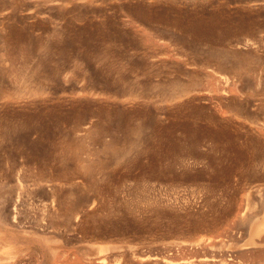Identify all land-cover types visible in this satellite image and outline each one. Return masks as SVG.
<instances>
[{
  "label": "rangeland",
  "instance_id": "1",
  "mask_svg": "<svg viewBox=\"0 0 264 264\" xmlns=\"http://www.w3.org/2000/svg\"><path fill=\"white\" fill-rule=\"evenodd\" d=\"M161 1L0 0V212L20 206L0 262L162 264L133 255L264 203V0ZM82 138L100 170L78 169Z\"/></svg>",
  "mask_w": 264,
  "mask_h": 264
},
{
  "label": "bare ground",
  "instance_id": "2",
  "mask_svg": "<svg viewBox=\"0 0 264 264\" xmlns=\"http://www.w3.org/2000/svg\"><path fill=\"white\" fill-rule=\"evenodd\" d=\"M74 1H76V0H49V2L52 4V5H54V6H58L57 8H60V7H64V6H66V5H69V4H71V3H75ZM78 2H88L89 4L91 3V2H94L95 3V1L96 0H77ZM155 1V0H154ZM159 2L161 1V0H158ZM167 1V0H166ZM165 1V2H166ZM177 2V3H186V1L187 0H171V2ZM188 1H191V0H188ZM162 2V1H161ZM167 2H169V1H167ZM194 2V1H193ZM77 3V2H76ZM87 3V4H88ZM176 3V5H178ZM257 3V2H256ZM259 3H261L260 2V0H259ZM83 4V3H82ZM173 4V3H172ZM251 4V3H250ZM262 4V3H261ZM92 5V4H91ZM249 5V4H248ZM263 5V4H262ZM87 6V5H86ZM252 6H255V5H253L252 4ZM79 7V6H78ZM86 8V7H85ZM145 33V32H144ZM142 35V34H141ZM146 36V35H145ZM144 36V38L146 39L147 38V40H148V42H150L149 40H151L152 38H151V35H148V36H146L145 37ZM142 38V37H141ZM144 39V40H145ZM153 40V39H152ZM142 41V40H141ZM146 41V40H145ZM146 43V42H145ZM150 44V43H149ZM148 44V45H149ZM237 53V52H236ZM244 53V52H243ZM249 54V53H248ZM213 55V54H212ZM209 56V55H208ZM218 56V55H217ZM238 56V55H237ZM240 56H241V54H240ZM212 57V56H211ZM215 57V56H214ZM239 57V56H238ZM248 57V56H247ZM250 57L251 56H249V58H246V56H244V60H246V59H248V61H249V59H250ZM251 58H253V57H251ZM209 59V58H208ZM241 59V58H240ZM242 59H243V56H242ZM216 60H218V62L220 63H217L216 65L218 66V68H225L226 67V64H222L223 63V61L221 62V60L219 59V56L216 58ZM223 60V59H222ZM247 61V60H246ZM246 61H244V62H246ZM217 62V61H216ZM215 62V63H216ZM243 62V60H240L238 63H236V64H232L231 66H229L230 67V70L232 71V72H242V70H245V72L247 71V67L245 66V63ZM228 68V67H227ZM237 74V73H236ZM192 75V74H191ZM196 75V74H195ZM201 75V74H200ZM240 75V74H239ZM206 77V76H205ZM188 78V77H187ZM194 77H192V79H193ZM202 80H203V78H202V76L200 77ZM191 79V78H190ZM211 77H210V79H209V81H208V83L210 84L209 86L211 87L212 86V88L213 87H215L216 89H217V94H225L227 91H226V87L224 88V84L223 85H221L220 83V81H218L216 78H214V79H216L217 80V82H215L213 79V83H214V86L212 85V82H211ZM177 80V79H176ZM189 80V79H188ZM199 81V80H198ZM206 82H207V80H206ZM220 82V83H219ZM173 83H175V81L173 82ZM188 84V83H187ZM193 84V83H192ZM167 85V84H166ZM168 86V85H167ZM40 89V88H39ZM174 91H176V90H174ZM179 92H183V90L182 89H180L179 90ZM163 93H164V91H163ZM175 93V92H174ZM177 93V92H176ZM175 93V94H176ZM96 94V93H95ZM171 94H173V93H171ZM135 95V94H134ZM170 96V95H169ZM176 96V95H175ZM94 126V125H93ZM89 128V127H88ZM91 128V127H90ZM97 128V127H96ZM95 128V129H96ZM136 129H137V127H136ZM259 129V130H258ZM258 131H260V129H261V133H262V127L261 128H259L258 127ZM89 131L90 130H88V131H86V133H85V136L87 137V136H89ZM264 132V131H263ZM97 133V132H96ZM134 133V132H133ZM101 134V133H100ZM102 134H103V132H102ZM92 135L94 136V134L92 133ZM104 135V134H103ZM108 135V134H107ZM100 137V136H99ZM224 137V136H223ZM88 138H90V137H88ZM87 138V140H91V138L90 139H88ZM93 139V138H92ZM102 139V138H101ZM86 140V138L83 140V138H82V141L81 142H79V141H77V142H79V144H78V146L76 145V144H72L70 147H69V151L74 155V157L76 158V160H75V162L76 161H78L77 163H78V166L77 165H75V167L77 166V167H79L78 169H80L81 171L83 170V172L85 171V172H91V171H94V170H100L101 168L100 167H102V165H100V163H97L98 161H97V158H96V160H95V158H94V156L96 155V154H94V153H96V152H94L95 150H92V149H95V148H93L92 147V149H90L89 147H88V144H89V141H87ZM94 140L95 139H93V141H92V143L94 142ZM88 143L87 144V146L85 147V143ZM110 142V141H109ZM109 142H107V143H109ZM69 143V142H68ZM71 143V142H70ZM92 143H90L91 145H92ZM111 143V144H110ZM108 145L106 144V142L104 143V145H105V147H107L108 149L110 148V149H115V147L112 145V143H113V141L112 142H110ZM94 144V143H93ZM96 144V143H95ZM117 144H118V142H117ZM70 145V144H69ZM91 145H90V147H91ZM94 146V145H93ZM125 146V145H124ZM68 147V146H67ZM85 147V149H83ZM83 149V151L84 150H86V154H87V156H88V159L86 160L84 157V159L85 160H83V158L81 159V157L79 156V158L78 157H76V155L78 156V154H80L81 152H79L80 150H82ZM99 150V149H98ZM102 150V149H101ZM97 151V150H96ZM100 151V150H99ZM103 151H104V149H103ZM70 152L68 153V154H70ZM107 152H109V151H107ZM113 152V151H112ZM117 152V151H116ZM63 153V152H62ZM83 153H85V151L83 152ZM71 154V155H72ZM115 153H113V155H114ZM66 155V154H65ZM70 156V155H69ZM93 156V157H92ZM71 157V156H70ZM73 157V156H72ZM73 157V158H74ZM90 157H92V158H90ZM74 158V159H75ZM98 158H100V157H98ZM102 159V158H101ZM73 160V159H72ZM99 160V159H98ZM97 161V162H96ZM101 161V160H100ZM99 161V162H100ZM99 172V171H98ZM92 173V172H91ZM90 174V173H89ZM50 190L52 191V189L50 188ZM68 192H70V193H72L71 191H68ZM51 193V192H50ZM51 196L53 195V198H52V201H53V199L54 200H56V201H53V202H59L58 204L59 205H61L62 206V204H60V201L62 200H59V198H60V194H59V192L58 193H54V192H52L51 194H50ZM70 195H72V194H69V196ZM68 197V195L66 196H64V198H66V199H68L67 198ZM64 201H65V199H64ZM66 201H68V200H66ZM240 202V201H239ZM234 203V202H232V203H234V204H232V206L230 207V209H226L227 210V212H226V216H224L223 218V220L221 219L220 220V223H221V221H225V222H227V221H229L230 220V222L227 224L226 223V225H228V227L226 228V229H224L225 227L224 226H222V227H224L223 229H224V232L221 230V229H218L219 231H217L218 233H220V231H222L221 232V234L219 235V236H217V232H216V236H214V233H213V236H203V235H201V234H199V232H197V234H199V236H197L196 237V239H194V238H192V240H190V241H188V240H183V238L185 237V235H184V237H183V234L182 233H180V235L182 234V241H180V239H179V241H176V242H173L172 243V245H170V247L167 249V250H170V248L172 247L173 248V250H174V254H171L170 252H168V253H170V254H166V250L164 249L165 247H163V246H161L162 248H163V250H164V252H163V254L160 256L159 255V257L160 258H158V257H155V258H151L150 257V255H148V253L147 254H145L146 253V251H143L144 252V254H142V252H141V254H139L140 252L139 251H141V250H138V252L139 253H137V255H133V257L136 259V260H148V259H159L160 261H161V263L162 264H264V203L262 204V205H260V209L258 210L256 207H254L253 206V204H251L249 201H245V202H240V203ZM61 203H62V201H61ZM67 202H65V204H66ZM229 203H231V202H229ZM53 204V203H52ZM57 205V204H56ZM67 205V204H66ZM2 206H5V205H2ZM18 203H14L13 204V206L12 207H9V205L8 206H6V207H4L5 209H3V211H1L0 212V222L4 225V226H6V225H10L11 227H14V226H18L19 224H18V222H19V219H17V218H19L18 216H20V214L19 213H17V211H18ZM65 206V205H64ZM226 207H229L228 205H225ZM20 207V206H19ZM51 207V206H50ZM68 207H70V206H68ZM2 209V208H1ZM47 209H49V208H47ZM46 209V210H47ZM50 209H53V207L52 208H50ZM66 209H68L67 207H66ZM73 207H71V208H69L68 210H64V211H67V212H69V211H71V212H74L73 211ZM45 210V211H46ZM48 211V210H47ZM63 211V212H64ZM225 211V210H224ZM78 213V212H77ZM17 214H19L18 216H17ZM65 214V213H64ZM75 214H76V212H75ZM79 214V213H78ZM224 214V213H223ZM75 216V215H74ZM221 216V215H220ZM219 216V217H220ZM229 216V217H228ZM21 218V217H20ZM222 218V217H221ZM176 219V218H175ZM202 219V218H201ZM216 219V218H215ZM214 219V220H215ZM207 220V219H206ZM212 220V219H211ZM213 221V220H212ZM211 221V222H212ZM217 221H219L218 219H217ZM21 222V221H20ZM223 222H222V224H223ZM224 222V223H225ZM28 223H30V222H28ZM28 223H26V224H28ZM200 223V222H199ZM207 223V222H206ZM213 223H215V222H213ZM16 224H18V225H16ZM179 224V223H178ZM209 224V223H208ZM24 225V224H23ZM40 225V224H39ZM175 225H177V223L175 224ZM192 225V224H191ZM202 225V224H201ZM217 225H220V224H216V226ZM9 226V227H10ZM41 226V225H40ZM48 226V225H47ZM47 226H41L42 228H43V231L44 230H46V228H47ZM178 226V225H177ZM176 226V227H177ZM212 226H214V225H212ZM211 226V227H212ZM221 226V225H220ZM7 227V226H6ZM22 227H24V226H22ZM26 227V226H25ZM28 227V226H27ZM182 227V226H181ZM180 227V228H181ZM190 227V226H189ZM193 227V226H192ZM28 228H30V227H28ZM32 228V227H31ZM40 228V227H39ZM38 228V229H39ZM185 228V227H184ZM194 228V227H193ZM207 228H208V226H207ZM217 228H219V227H217ZM27 229V228H26ZM53 229L54 228H52L51 230L53 231ZM182 229H183V227H182ZM182 229H180V230H182ZM209 229V228H208ZM212 229V228H211ZM210 229V230H211ZM50 229H49V231H51ZM185 230V229H184ZM188 230V229H187ZM195 230V229H194ZM202 230V229H201ZM217 230V229H216ZM40 231H41V228H40ZM47 231V230H46ZM51 231V232H52ZM174 231H176L175 229H174ZM180 232V231H179ZM179 232H178V234H179ZM183 232V231H182ZM190 232V231H189ZM203 232V231H202ZM205 232H206V230H205ZM211 232V231H210ZM210 232H209V234H210ZM7 233V232H6ZM10 233H12V232H10ZM44 233H46V232H44ZM174 233H176V232H174ZM173 233V234H174ZM184 233V232H183ZM188 233V232H187ZM192 233V232H191ZM191 233H188V234H191ZM195 233H196V231L194 232V235H195ZM177 234V233H176ZM186 234V233H185ZM202 234H204V233H202ZM192 235V234H191ZM190 235V236H191ZM193 235V236H194ZM205 235V234H204ZM175 236V235H174ZM174 236H172V237H174ZM188 236V235H187ZM186 236V237H187ZM6 237V236H5ZM19 237V236H18ZM176 237V236H175ZM178 237H179V235H178ZM177 237V238H178ZM185 237V238H186ZM189 237V236H188ZM13 238H14V236H13ZM181 238V237H180ZM12 239V238H11ZM21 239V238H20ZM173 239H175V238H173ZM188 239V238H187ZM189 239H191V238H189ZM17 240V239H16ZM22 240H23V238H22ZM176 240V239H175ZM174 240V241H175ZM44 241V240H43ZM21 241H19V243H20ZM27 242V241H26ZM45 242V241H44ZM168 242V241H167ZM169 243V242H168ZM21 244V243H20ZM31 244V243H30ZM169 245V244H168ZM130 247V246H129ZM132 248V247H131ZM127 250V249H126ZM128 250H131V249H128ZM160 250V249H159ZM186 251H188V252H186ZM61 252V251H60ZM59 252V253H60ZM66 252H68V251H66ZM122 252V251H121ZM131 252V251H130ZM133 252V251H132ZM150 252H152V251H150ZM149 252V254H151ZM157 252V251H156ZM173 252V251H172ZM56 253V252H55ZM54 253V254H55ZM65 252L63 251V253L61 252L60 254H64ZM69 253V252H68ZM134 253H136L135 251H134ZM160 253H162V251L160 250ZM160 253H155V254H160ZM54 254H53V256H54ZM71 254V253H70ZM121 253H119V255H120ZM187 254V255H186ZM21 255V254H20ZM57 255H55V257H56ZM61 256H63V255H61ZM65 256H66V253H65ZM68 256V255H67ZM70 256V255H69ZM121 256V255H120ZM151 256H153V254H151ZM157 256V255H156ZM54 257V258H55ZM60 257V256H59ZM18 258V257H17ZM53 258V257H52ZM58 258V257H57ZM57 258H55V259H53V260H57ZM68 258V257H67ZM76 258V257H75ZM20 259V258H19ZM59 259V258H58ZM63 258H61L60 260H59V263H60V261H63V263L65 262L64 261V259L62 260ZM69 259V258H68ZM103 259H105L104 257H102V256H98L96 259H95V261L94 260H92V261H94V263H96V264H104V261H103ZM15 260V259H14ZM53 260H51V262L53 261ZM88 260V259H87ZM16 261H18V259H16ZM58 261V260H57ZM56 261V262H57ZM69 261H73L71 264H74V259L72 260H70L69 259ZM68 261V262H69ZM86 261V260H85ZM158 261V260H157ZM55 262V263H56ZM153 262V261H152ZM10 263V262H9ZM13 262H11V264H12ZM18 263V262H17ZM55 263H53V264H55ZM59 263H56V264H59ZM62 263V262H61ZM76 263V262H75ZM86 263V262H85ZM92 264L91 262H88L87 264ZM93 263V264H94ZM0 264H4V263H2V262H0ZM64 264H68V263H64ZM69 264H70V262H69ZM109 264V263H108ZM117 264V263H116Z\"/></svg>",
  "mask_w": 264,
  "mask_h": 264
}]
</instances>
